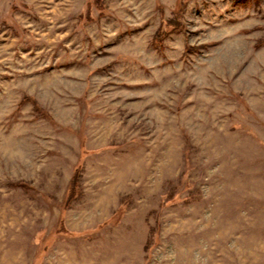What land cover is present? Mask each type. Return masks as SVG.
<instances>
[{
    "label": "rangeland",
    "instance_id": "obj_1",
    "mask_svg": "<svg viewBox=\"0 0 264 264\" xmlns=\"http://www.w3.org/2000/svg\"><path fill=\"white\" fill-rule=\"evenodd\" d=\"M0 264H264V0H0Z\"/></svg>",
    "mask_w": 264,
    "mask_h": 264
},
{
    "label": "trees",
    "instance_id": "obj_2",
    "mask_svg": "<svg viewBox=\"0 0 264 264\" xmlns=\"http://www.w3.org/2000/svg\"><path fill=\"white\" fill-rule=\"evenodd\" d=\"M71 195H72V196H74V195H73V192H72V194H71Z\"/></svg>",
    "mask_w": 264,
    "mask_h": 264
}]
</instances>
